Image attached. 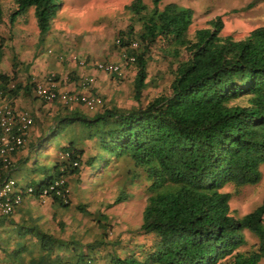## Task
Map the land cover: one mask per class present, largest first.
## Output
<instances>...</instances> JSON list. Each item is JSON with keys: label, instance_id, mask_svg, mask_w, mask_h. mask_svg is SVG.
Returning <instances> with one entry per match:
<instances>
[{"label": "trees", "instance_id": "1", "mask_svg": "<svg viewBox=\"0 0 264 264\" xmlns=\"http://www.w3.org/2000/svg\"><path fill=\"white\" fill-rule=\"evenodd\" d=\"M59 1L14 0L17 7L8 15L9 22L12 24L17 14L32 7L42 42L61 8L63 2ZM151 1V8L142 0L126 5L132 19L118 30L121 58L117 63L123 74L105 73L104 85H117L134 64V102L126 107L106 103V95L96 90V81L89 93L101 99L100 106L90 109L80 103L55 101L57 109L47 127L48 136L60 130L67 143L60 148L50 176L36 185L30 182L35 187L34 198L55 179L64 178L68 186L70 177L80 175L85 168L96 169L101 159L106 165L111 159L127 158L150 182L139 229L151 238L139 243L133 253L121 255L116 249L108 250L109 264H259L264 258V197L254 209L236 217L229 206L231 194L222 188L226 184L254 185L261 179L264 23L246 37L234 39L220 34L223 22L217 16L190 37L191 8L173 2L159 8L163 0ZM2 16L0 1V22ZM133 42L137 46L133 47ZM3 46L4 39L0 38V62ZM157 46H161L163 56L173 60L172 78L166 92L144 102L147 62ZM48 49L47 55L55 54ZM130 56L135 61H129ZM60 62L70 61L65 56ZM17 66L13 59L11 75L0 72V89L11 100L21 86L16 82ZM25 86L34 92L35 81ZM85 141H92L96 152L86 155ZM125 199L121 191L113 204ZM48 202L55 209L70 206L69 196L65 201L55 193H50ZM77 210L91 214L82 205ZM4 218L0 216V264L91 262L81 246H69L62 239V221L56 235L40 228L24 213L18 220L12 215ZM107 219L103 213L95 216L104 238ZM245 232L256 241L248 245ZM104 242L101 240V248ZM65 250L71 252L70 257L61 255Z\"/></svg>", "mask_w": 264, "mask_h": 264}, {"label": "rangeland", "instance_id": "2", "mask_svg": "<svg viewBox=\"0 0 264 264\" xmlns=\"http://www.w3.org/2000/svg\"><path fill=\"white\" fill-rule=\"evenodd\" d=\"M0 1L3 10L0 38L4 39L3 51L5 55L0 62V72L11 75L13 59L18 65L22 64L14 56V49L18 48L14 40L21 39V37L17 32L11 31V27L20 20H26L27 25H30L28 22L31 17V9L17 14L13 23L10 24L8 15L16 9L17 4L14 0ZM131 1H59L63 3L57 11V20L53 19L51 24L56 26V22H58L65 28L56 27V29H63L59 34L54 33L49 37L46 34L42 42L37 36L36 51L43 58L53 55L46 53V50L50 48L55 53V57L60 53L76 52L91 61V64H93L92 61L117 63L121 58L118 30L125 28L131 22L132 14L126 9V5ZM142 2L149 8L153 6L151 0H142ZM169 2L193 10V21L189 29L190 37L196 29L208 26V22L217 16H220L223 22L220 34L231 35L234 39L246 37L253 28L264 23V1L163 0L159 4V8ZM63 18L65 19L63 20ZM134 25L136 30H139V24L135 22ZM20 48L26 49L25 43H21ZM173 65V60L163 56L161 46L152 49L147 62V86L145 97L142 98L144 102L160 92L167 91L172 78L171 68ZM134 72L135 65L131 64L125 71L121 82H117V85L105 86L102 91L97 90L100 94L106 95V103L109 101L110 105L126 107L128 103L134 102L132 98ZM69 79L73 81V71H69ZM53 104L56 105L54 102ZM63 138L62 131L53 132L43 140L39 148H33L29 152V157L20 170L13 172L11 176L19 183L31 182L35 184L50 176L54 161L59 158L58 153L63 146L61 145ZM83 145L87 147L86 155L96 152L92 148L94 147L92 141H85ZM103 155L105 156V154ZM99 162L96 169L85 168L80 175L69 178L70 206L55 209L49 205L48 198L40 201L33 196H29L24 205L27 207V212L24 214L35 219L39 227L47 232L54 231L56 235H59L58 223L62 221L64 224L61 225L64 233L62 239L67 241L69 246H81L84 253L88 252L91 262L87 264H109L110 253L108 250L116 249V253L121 255H125L127 252L133 253L137 251L139 243L146 242L151 238V235H143L139 229L142 210L150 194V182L143 171L135 168L127 158H114L106 165L104 159ZM260 171L261 179L257 184L244 186L226 184L222 188L223 191L231 194L229 206L234 216L241 217L261 203L264 197V164L260 166ZM121 191L126 199L113 204ZM78 205L84 206L91 214H84L77 210ZM98 213L108 216L106 238L102 237V229L95 221V216ZM14 217V219L18 218L17 214ZM245 237L248 240V245L256 241L255 237L248 232H245ZM101 240H105L103 248H101L103 246ZM35 248L36 246H33L30 249ZM60 253L65 257L71 256V252L66 250ZM259 264H264V258Z\"/></svg>", "mask_w": 264, "mask_h": 264}, {"label": "built area", "instance_id": "3", "mask_svg": "<svg viewBox=\"0 0 264 264\" xmlns=\"http://www.w3.org/2000/svg\"><path fill=\"white\" fill-rule=\"evenodd\" d=\"M132 46H137L136 42ZM52 51L48 49V53ZM66 56L70 62L83 70L80 76L79 86L69 89L59 87V77L55 72H49L42 78L35 81L34 93L43 101H58L64 105L80 103L88 108L100 106L102 101L89 93V88L94 83V76L88 72V69H95L103 73H113L118 76L123 74L122 66L118 63L94 61L93 64L87 62L76 52H70L68 55L58 54L57 58L62 61ZM128 60L135 61L134 56L128 57ZM10 88L13 87L11 83ZM8 88V89H10ZM34 124V118L27 110H18L7 94L0 89V216L7 217L13 215L16 208L22 203L26 196L35 194V187L31 184H20L12 176L13 154L24 147L25 141L30 129ZM68 154L65 153V156ZM76 165V162L74 163ZM64 178H58L49 183L40 190L35 198L44 201L55 193L66 201L69 195V187L65 185Z\"/></svg>", "mask_w": 264, "mask_h": 264}, {"label": "crops", "instance_id": "4", "mask_svg": "<svg viewBox=\"0 0 264 264\" xmlns=\"http://www.w3.org/2000/svg\"><path fill=\"white\" fill-rule=\"evenodd\" d=\"M29 9H31V17L28 22L30 23V25H27L26 20H20L16 21V24L11 27V31L17 32L18 36L21 37V39L17 38V40H14L15 45L18 46V48L14 49V56H16L22 63L19 64L16 68V82L21 84V86L18 89L15 98L12 99V102L18 110L24 109L29 111L34 118V124L29 131L24 147H22L16 153L13 154L12 174L13 172L20 170L21 166L29 157V152L33 148H39L41 145L38 146V143L42 144L43 140L47 138L50 132V129L47 130V127L50 123L52 116L55 114V110L57 109L55 108V105L53 103L45 102L38 98L33 92V90L25 89L26 83H31L36 80H39L43 77V75L49 72H55L57 73L60 79L59 87L61 89L75 88L76 86H78V77L83 73V70L77 67L74 63L60 62L55 57V55H49L47 58H43L39 55L40 53L36 51V45L38 40L37 36H39V30L37 28L36 19L33 13L34 10L32 7ZM56 16L54 18L55 20H57ZM64 19L65 18H63V20ZM52 25L53 24H51V27L47 33V37L54 33L59 34V32L63 28H65L62 26V24H59L58 22H56V26ZM56 27L63 28L56 29ZM21 43H25L26 49L23 50L20 48ZM4 56L5 55L3 51L2 58ZM69 71H73L74 77H77L76 81H70ZM88 72H90L96 78V90L102 91L103 88L106 86L104 84L107 79V75L101 71L94 69H88ZM61 142V145H65L67 143L65 138H63ZM27 183L30 182H23L20 184L26 185ZM28 198L29 196H26L23 199V202L16 209V211L12 215V218L15 216V214H17V216L19 217V215H22L24 212L27 211V207L24 205ZM2 218L6 219L4 217ZM16 219L18 220L19 218Z\"/></svg>", "mask_w": 264, "mask_h": 264}]
</instances>
